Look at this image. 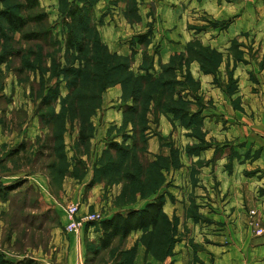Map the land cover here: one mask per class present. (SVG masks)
<instances>
[{
  "label": "rangeland",
  "instance_id": "rangeland-1",
  "mask_svg": "<svg viewBox=\"0 0 264 264\" xmlns=\"http://www.w3.org/2000/svg\"><path fill=\"white\" fill-rule=\"evenodd\" d=\"M65 1L66 2H63V0H40V6L32 9L29 5H26L25 0H0V11L13 10L19 15L27 17L31 20L23 31L11 32L3 18L0 17V60H4L0 61V88L3 86L7 77H13L16 80V84L21 86L25 92L27 91V95L31 99L38 114H42L43 116L44 113L53 112V110L58 112L61 107L63 108L67 105L64 117L66 116L68 118V121L66 122V130L63 135L64 137L62 139V144L64 143V152L67 157L66 163L65 160L60 161V158L58 157L60 152L56 150V145L59 146L60 142L58 140H54L55 129L50 125L48 126L41 119V124L46 126L48 129L45 137L36 141L41 150L38 158L41 165L40 168H38V164L35 165L31 162L32 168L26 169L30 171L41 170L46 174L48 177V191L46 192V195H49L48 197H54V203H48L50 202L49 200L45 203L41 197L44 194L40 193L42 190H35L32 186L28 185V182H26L27 180H22V182L18 185L2 192L5 193L6 199L1 198L0 196V201L5 202L6 204L5 206L1 205L3 209L0 208V230L2 231L0 234V253H3L5 256L13 260H18L27 256H32L33 258L35 256L39 259L48 258L52 261L56 260V256L54 255V251L56 249L54 248L53 231L58 227H62L59 219L61 218L62 211H65V207L68 203H77L80 206L78 213L80 216L94 212H100L105 215L108 211V209L104 206L100 207L98 210H89L87 208L85 209L83 206L81 207L80 202L72 201V192L66 193L63 188V183L66 179L69 180V178H73L76 180H83L84 177H86V174L88 173L87 168L79 166V164L74 166V159L76 158L74 148L82 152L90 147L89 145L91 142L90 144L88 142L84 143L78 139L80 124L82 125L81 118L84 119L85 115L89 111L88 106L84 105L82 109L81 107L79 108L78 120L69 119L70 116H74L75 114L71 111L68 102L75 101L73 100V96L68 94V79L61 72L68 66H81L80 62L82 58L86 59L91 57L93 61V59H98V56L108 57L110 59L109 64H112V61L114 63L121 62V58L118 57L116 59L114 56L109 57L107 55L110 53L108 50L111 52L114 51H112L104 42L102 33L98 27L95 12L96 3L93 6L94 19L91 22L96 24L97 27L96 29H88L85 31L86 33L84 36L86 38L87 48L83 55H79L74 51L68 52L66 50L64 35L67 30L65 24L68 18L61 9L67 4L72 6V4L78 0ZM121 2L125 4L123 14L126 21L130 24L139 23L141 21V16L134 13H130L129 16H126V10L134 7V5L138 9L140 1H110V3L115 6ZM79 5L81 6L82 4ZM52 9L57 10L56 15L52 13ZM42 11H45L48 15L46 18H43L42 21L38 22L35 20V17L38 14H41ZM229 22L230 19H220L213 21L212 23L210 22L209 24L213 27H217L216 29L218 31H225ZM48 28L50 33L48 37L45 38L44 36L45 39H34L35 37L27 39L26 37L39 34L40 31H45ZM204 29L205 28H193L191 31H193L192 33H198L204 31ZM144 34H149V42L145 44V46L138 43V36ZM152 34V29H149L145 33L133 35L128 40L130 44L133 42L134 46L138 44L143 49V57L142 60L138 62V66H135V59L133 57V69L136 74L146 73L145 70H141L139 66H147L150 62L149 58H151L154 62V55L158 51L157 48H155V51H152L151 54L148 53L144 55V51L147 50L151 44ZM79 36H83V33H79ZM253 36L254 33L251 30L239 33L237 38L231 40L228 47H226L227 52L219 50L216 46L213 47L211 45H205L200 38L194 37L190 41L198 39L200 42H192L189 50H187V53L186 47L189 41L187 42L184 51H178L172 54L176 55L185 52V56L183 58H175L173 64L180 68V71L177 72L179 75L178 77L183 79L188 87L191 86L190 88H192L201 98L203 102L202 111L204 108L212 106V99H209L202 93L201 80L194 73H192V63H196L199 66V70L203 75L213 76V83L216 84V87L221 89V94L224 95L223 99H228L232 103L234 110H237L240 114L242 113L243 115H246V112L248 111L247 109H251L253 105V111L256 112L257 115L259 112L264 111V45L252 44V42L249 41V38ZM92 51L95 52V54L92 53ZM170 58L166 62L159 61V71H161V65L168 63ZM102 62L105 61L95 60L91 64L84 62L85 69L90 70L91 72L99 71L101 77L98 80L91 78L93 81L84 78L81 80L82 89L80 92L90 90V93H101L100 104L97 110H95L94 115L97 114L98 111L100 112V110L102 112V109L107 110V108H109L108 104H104L109 99L107 94L108 88L115 85H120L121 87L120 83H116L104 90L102 89L104 83H108L107 81L110 82V78L115 80V78L121 76L123 72L122 70H118L114 73V75L107 77V69L106 71L101 70ZM103 71H105V73ZM92 85L97 87L95 88ZM54 87H57V89L60 90L61 96L55 100L51 99L47 103V106L43 105L38 107V103L41 102L45 94L49 92L50 88ZM114 100L123 110L126 104H132V101L127 98V96L122 95V92L120 96ZM253 100H256L258 106L253 102ZM64 101H68L67 104L64 105ZM125 101H127V103H125ZM88 102L91 103L90 101ZM160 102V105L164 108L167 107L168 103H171L167 94L162 95ZM79 104L83 103L79 102ZM153 105L155 104L152 103V108ZM193 108L196 109L197 106L193 105ZM138 109L139 114L136 118H134V121L139 132V127L143 126L145 104L140 103L138 105ZM168 114L159 112L153 108L148 114L150 120L149 129H153L152 125L158 124L160 116H167ZM26 115V112H23L22 110L17 111L14 123L18 126L20 122L24 121ZM203 119L204 116L202 115V120ZM170 121L173 122L174 120ZM61 122L62 121L58 122L57 126L55 125L57 131L59 130L58 127L61 125ZM202 128L203 124L201 126L202 131L196 130V132L193 133L191 130L186 134L190 137L196 138L197 140L186 143L184 146L181 143L183 149H181L180 145H178V143L173 139L166 140V142L163 143L164 154H160L163 156L159 159V168H157L155 163H151L156 157L153 158L150 156L148 145L146 146V144H144L141 137H137L136 135L135 137H132L131 135V137L127 140L125 138V140H123V136L125 134L124 128H109L107 134L111 135L115 131V135L113 134V137L115 136V138H119L117 140L119 143L124 144L126 142L131 144L133 143V138H135L134 140H137V147L135 148L137 150V156L135 158L132 156L122 157L119 154L112 152L108 159L115 160L118 163L122 161L123 165H111L103 170L100 175L95 172V168H91V179L86 188L92 187V185L98 183L102 186L100 189V192H102L101 194L104 195L102 198L106 199L108 197V190L110 188V196L113 205L118 206V203H122L124 206L131 204L134 206L145 199L144 195H146L150 189H153L158 185L157 192L162 191L161 195L166 201L167 198L163 189H165L168 184L167 176L170 175L168 172L173 168L177 169L182 167L184 160L190 162L184 158L185 153L189 157L193 154H199L201 150L198 151L196 145L200 143L197 137L201 136V133L204 134ZM126 130L129 134H131L132 124L130 122L126 124ZM74 134H76L75 137ZM65 135H68L67 141L65 140ZM204 139L206 140L205 135ZM206 143H208V147L212 146L215 148V155H225L226 161L224 166L229 169L233 168L234 165H240L241 161H245L250 152H244V143L241 144L240 142H238L239 144H236L235 142L230 141L215 142L213 140H206ZM234 143L238 145V147H241L242 145L243 149L237 148ZM70 150L73 151V156L71 157L68 155ZM260 153L261 148L256 150L254 159H258ZM242 156L244 157L243 160H241ZM72 161L73 168H71ZM204 162V160L201 161L198 159L195 162L192 161L190 165L192 166L191 168H198L204 164ZM58 163H60V165ZM63 163L64 165L67 164V168L63 167ZM245 163L246 162H243L241 164ZM51 164L55 165L51 167ZM196 174L197 169H193L191 172L193 184H196L197 182L195 178ZM242 174L246 176L247 174L250 175V172L244 169ZM182 179L188 182V175H182L181 184L183 183ZM185 184L187 185V183ZM113 188L115 192L112 193ZM157 192H155L154 195ZM217 192L219 193V191ZM239 193V201L243 202L242 212L245 216L244 224L248 229H251L256 236L263 235L264 237V199H262L264 197V187L261 185L257 186L250 193V191L247 192L246 183L244 182L241 183ZM183 213L184 218H187V216L192 217L196 223L202 221L200 223L203 224V222L207 221L200 214L197 205L194 203L190 204ZM167 216L170 219L174 218L173 221H168L166 218H163L159 227L152 233L147 235L144 232L139 231L137 235V242H140V244L144 246L146 254H149L152 258L161 261L173 254L175 244L180 240L183 233H186L189 227L186 224L185 219L183 223H181L177 216L170 217L168 214ZM224 217H226V215H224ZM98 222L95 221L90 226L89 224H83L77 232L72 233H67L63 227L65 234L77 235L81 233V241L84 243L85 247L83 264H134L137 255V242L128 247L129 237L132 236L131 239L134 238V234L132 233L125 239H116L111 247L102 250L98 255L93 253L97 245L95 241L99 238L89 236V234L98 231ZM222 225H228V221H223ZM173 228H175V238L173 237ZM179 229L183 230L180 232ZM174 239L175 243L173 245ZM189 242L190 244H196L193 240H190ZM262 258H264V256ZM49 264L52 263L50 262ZM55 264H66V261L62 258L59 262H55Z\"/></svg>",
  "mask_w": 264,
  "mask_h": 264
},
{
  "label": "crops",
  "instance_id": "crops-1",
  "mask_svg": "<svg viewBox=\"0 0 264 264\" xmlns=\"http://www.w3.org/2000/svg\"><path fill=\"white\" fill-rule=\"evenodd\" d=\"M110 1L98 0L95 5L98 27L104 42L112 51L120 54L129 55L134 51L135 66H138V62L143 57V49L138 44L132 46L128 40L135 34L152 29L151 44L147 52L151 54L155 48L158 50L154 55L151 69L155 74L159 72V61L166 62L175 52L184 51L187 42L194 37L200 38L205 45L216 46L219 50L227 52L226 47L231 40L237 38L239 33L251 30L254 36L250 37L249 41L254 45H264V0H139L138 14L141 16V21L133 24L128 23L124 17L125 4L121 2L115 6ZM52 13L56 15L57 10L52 9ZM220 19H230L225 31H218L217 27L209 24ZM193 28L205 29L192 33ZM191 70L201 80L202 93L212 99V106L202 111L204 116L202 129L206 140L244 143V152H250L245 161L230 169L224 166L225 155H215V148L212 146L190 157L185 153L184 158L190 162L183 158L182 167L173 168L168 172L170 174L167 176L168 184L163 189L167 198L164 211L170 217L177 216L181 223L185 219L189 227L175 244L173 254L163 261L146 254L144 246L137 242L139 231L132 232L134 238L129 237L128 247L137 242L134 264H264L262 258L264 237L256 236L246 227L242 212L243 202L239 201L241 183H246L247 192L250 193L257 186L264 187V111L257 115L252 105L251 109H247L246 115L240 114L233 109L228 99H223L221 89L213 83V76L203 75L196 63H192ZM121 92L120 85L109 87L107 91L109 99L104 103L108 104L109 108L102 109V112L100 110L92 116L95 131L90 139V150L78 155L74 148L75 156L83 162L84 168H87L86 177L83 180L69 178L63 183L65 192H72V201L80 202L81 207L89 210L106 207L108 211L104 218H110L116 212L125 213L130 209L143 208L147 202L162 193V191L157 192L134 206L133 204L115 206L111 201L110 188L106 199L102 198L104 195L100 192L102 188L100 184L86 188L91 179V168L97 166V160L103 149L112 140L119 139L113 137L115 131L111 135L107 134V131L111 127L119 129L123 124V109L114 100ZM253 102L258 106L256 100ZM19 110L26 112L27 115L17 126L14 118ZM171 118L170 113L167 116L162 115L158 124L152 125L153 129L148 136V149L153 158L164 154L163 143L166 140L173 139L181 149H183L182 145L197 140L186 135L192 128L182 126L179 120L171 122ZM47 131V127L41 124L40 116L27 91L17 85L13 77H7L0 88V182L9 185L16 181L27 180L29 186L35 190H42L39 192L44 194L41 197L45 203L49 200L48 203L53 204L55 198L46 195L48 191L46 174L41 170H26L32 168L31 162L38 164L40 168L38 158L41 150L36 141L45 137ZM67 137L68 135H65L66 141ZM236 147L243 149L242 145ZM259 148L261 153L255 160L254 154ZM68 155L73 156V151L70 150ZM198 159L204 160V164L198 168H191L190 163ZM243 159L242 156L241 160ZM243 162L246 163L241 164ZM74 166H76L75 159ZM193 169H197L196 184L192 182ZM244 169L250 172V175L244 176L242 174ZM185 174L188 175V182L182 179L181 184L182 175ZM113 192H115L114 188ZM192 203L197 205L200 214L207 220L203 224L200 223L202 221L196 223L192 217L184 218V210ZM1 205L6 204L0 201V208L3 209ZM59 220L62 227L53 231L56 260L34 257L42 264L50 262L55 264L62 258L65 259L66 264H83L85 247L81 241V233L77 235L64 233L63 227L68 222L65 211H62ZM223 221H228V225L223 226ZM182 230L179 229L180 232ZM89 236L99 238L101 233L95 231ZM190 240L196 244H190Z\"/></svg>",
  "mask_w": 264,
  "mask_h": 264
},
{
  "label": "trees",
  "instance_id": "trees-1",
  "mask_svg": "<svg viewBox=\"0 0 264 264\" xmlns=\"http://www.w3.org/2000/svg\"><path fill=\"white\" fill-rule=\"evenodd\" d=\"M98 0H78L72 6H69L68 4L66 6H63L61 9L63 13H65V16L68 18L66 21L65 26L67 27V30L65 31L64 40H65V47L66 50L77 52L79 55H83L84 51L86 50V38H85V31L88 29H96V24H93L91 22L94 19V5ZM26 5H29L30 8H37L40 6V0H25ZM63 2H66L63 0ZM79 4H82L81 6ZM130 13H134L138 15V9L134 5L132 8H128L126 10V16H129ZM47 13L45 11H42L41 14H38L35 17L36 21H42L43 18L47 17ZM0 17L3 18L5 21L8 29L11 32H21L23 29L27 26V24L31 21L27 17H23L16 13L13 10H1L0 11ZM129 19V18H128ZM96 23V22H95ZM49 28L47 30L40 31L39 34H34L31 36H26L27 39H42L49 36ZM79 33H83V36H79ZM38 35V36H37ZM149 34H144L138 36V43L141 45L147 44L149 42L148 38ZM44 38V39H45ZM133 41V40H132ZM198 42V39L189 41L187 47H186V53L187 50H189L192 42ZM200 42V41H199ZM106 45V44H105ZM131 45L134 46V43L131 42ZM104 47V46H103ZM108 48V47H107ZM105 49V47H104ZM109 49V48H108ZM107 55L109 57L114 56V58H121V62L114 63L112 60V64H109L110 59L107 57H100L98 56V59H95L97 61H105L102 62L101 70L107 69V77L114 75L118 70H122L121 76L118 78H115V80H112L110 78V82L103 84V90L112 84L120 83L122 87V95L127 96L132 101V104H126L124 110H123V124L121 125V128H124L125 134L123 136V140H127L128 138L135 137H141L144 141V144L146 146L148 145V136L150 134L149 129V112L155 108V110L163 113H170L173 115L172 120H179L180 124L186 128H192V132L195 133L196 130H201V126L203 124L202 120V100L199 97V95L190 87L186 85V82L183 79H180L178 76V71H180L179 67H176L175 64H173L174 59L177 57L183 58L185 56V52H182V54H176L172 55L170 58V61L166 64L161 65V71H159L157 74L152 73L151 69L153 68V60L149 58L150 62L145 65H140L139 68L141 70H145V74H136L133 69V57L135 52L132 51L131 55H123L118 54L117 52H111ZM92 53L95 54V52L92 51ZM113 54V55H111ZM148 54L147 50L144 51V55ZM146 58V56H145ZM93 59V61H95ZM0 61H4L1 59ZM91 57H88L86 59H81V66L73 67L68 66L66 67L61 73L64 74L65 77H67V85L69 88V95L73 96V100L75 102H68L64 101V105L67 104L70 105L71 111L75 114L74 116H70V120H78L79 118V108L81 109L84 107V105L88 106L89 111L85 115L84 119L81 118L80 128H79V134L78 139L81 142H88L90 144V139L94 135L95 127L92 122V116L95 113V110H97L99 104H100V94L99 92L90 93V90L86 92H80L82 89L81 80L88 79L91 80V78H94L98 80L101 77V74L98 72H91L90 70L85 69V63L91 64L93 63ZM39 69V68H36ZM105 71H103L105 73ZM71 77V78H69ZM86 77V78H85ZM88 77V78H87ZM70 79V80H69ZM95 80V81H96ZM93 81V80H91ZM93 86V85H92ZM97 87V86H93ZM102 90V91H103ZM167 94L170 102L168 103L167 107H162L161 104V98L162 95ZM61 93L60 90L57 89V87L50 88L49 92L45 94L41 102L38 104L39 106H47V103L52 99L55 100L56 98L60 97ZM80 100V101H78ZM90 101L91 103H89ZM79 102H82L83 104H79ZM85 102V103H84ZM93 103V106H92ZM127 103V101H125ZM145 104V111L143 113L144 119H143V126L138 127L135 125L134 118L139 114L138 105L139 104ZM152 103L153 105L152 108ZM193 105H196L197 108H193ZM67 106V105H66ZM66 106L63 108L61 107L60 111L56 112L53 110V112L39 114L40 120L44 123H46L48 126L50 125L55 129L54 132V140L59 141V146L56 145V150L60 152L59 158L60 161L65 160L66 163V155L64 152V143L62 144V139L64 132L66 130V122L68 121L67 117L65 115ZM77 114V115H76ZM62 121L58 127V131L56 129V126L58 125V122ZM132 124V132L129 134L126 130V124L128 123ZM53 125V126H52ZM56 125V126H55ZM50 127V128H51ZM202 131V130H201ZM196 136V135H195ZM197 137V136H196ZM125 138V139H124ZM200 141L198 145H196L197 150H203L206 147H208V143H206V140L204 139V134L201 133V136L197 137ZM133 143L128 144L125 143H119L117 140H112L107 145V148L103 149L102 154L97 160V166L95 167V172H97L99 175L105 170L106 168L110 167L111 165L118 164L119 166L123 165V162H116L115 160H109V156L113 153L119 154L120 156H132L135 158L137 156V150L135 149L137 147V140H134ZM202 144V145H200ZM90 146V145H89ZM78 155L85 154L90 150V147L83 150L82 152L78 151V149H75ZM197 151V152H198ZM190 152V151H189ZM192 153V152H190ZM163 156V155H162ZM161 155H157L154 161L152 160L151 163H155L157 168L158 162ZM65 157V158H64ZM76 166L79 164V166H83V162L78 159L76 156ZM116 162V163H115ZM60 165V163H58ZM55 164H51V167H53ZM64 165V163H63ZM64 168H67V164L63 166ZM123 168V167H121ZM98 175V176H99ZM22 180L15 182L13 184L4 185L0 182V196L3 199H6L5 192L6 190H9L10 188L18 185L21 183ZM158 190V185L150 189L149 192L144 195L145 199L150 198L152 195H154L155 192ZM121 199V198H120ZM164 204H165V198L160 194L155 196L151 201L147 202L143 208L139 209H130L127 210L125 213L116 212L113 214L110 218H104L100 220L97 224L98 231L101 233V236L97 241H95L96 249L93 251L95 255H98L102 250L108 249L111 247L114 243V241L118 238L125 239L127 238L132 232L134 231H142L145 234L152 233L155 231L163 218H166L168 221H173V219H170L167 214L164 211ZM118 206H123V204H119ZM95 222V221H94ZM93 222L87 223L92 225ZM95 224V223H94ZM87 226V225H86ZM175 234V228H173V237ZM175 243V239L173 241V245ZM172 247V246H171ZM170 247V248H171ZM0 264H42L37 259L33 258L32 256L23 257L18 260H13L5 256L3 253H0Z\"/></svg>",
  "mask_w": 264,
  "mask_h": 264
},
{
  "label": "built area",
  "instance_id": "built-area-1",
  "mask_svg": "<svg viewBox=\"0 0 264 264\" xmlns=\"http://www.w3.org/2000/svg\"><path fill=\"white\" fill-rule=\"evenodd\" d=\"M79 209L80 206L77 203H68L66 205L65 211L68 216V222L65 224L64 229L67 233L77 232L83 224L104 219V215L100 212L87 213L80 216L78 214Z\"/></svg>",
  "mask_w": 264,
  "mask_h": 264
}]
</instances>
